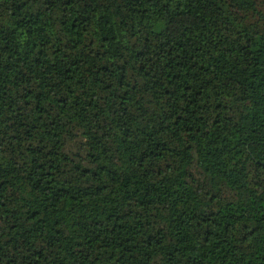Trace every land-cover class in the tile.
<instances>
[{
	"label": "trees",
	"instance_id": "1",
	"mask_svg": "<svg viewBox=\"0 0 264 264\" xmlns=\"http://www.w3.org/2000/svg\"><path fill=\"white\" fill-rule=\"evenodd\" d=\"M0 264H264V0H0Z\"/></svg>",
	"mask_w": 264,
	"mask_h": 264
}]
</instances>
